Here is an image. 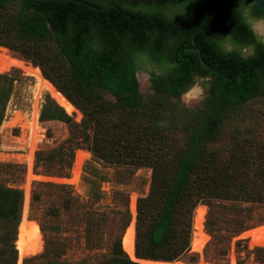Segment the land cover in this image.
Segmentation results:
<instances>
[{
  "label": "trees",
  "instance_id": "trees-1",
  "mask_svg": "<svg viewBox=\"0 0 264 264\" xmlns=\"http://www.w3.org/2000/svg\"><path fill=\"white\" fill-rule=\"evenodd\" d=\"M83 1L96 7L114 3ZM115 4L118 9L95 10L76 1L0 0V45L39 66L83 113L82 121L74 123L60 105L49 99L42 119L70 124L72 133L82 135L92 155L105 162L152 169L149 192L139 197L136 205V256L165 261L188 256L194 261L190 242L197 204L214 199L264 203V143L252 145L251 140L238 138L225 155L209 146L218 136L225 113L264 88V42L247 21L248 15L264 13L252 0H122ZM167 10L176 14L170 16ZM177 26L184 30L179 43L170 41L169 52L176 68L169 84L181 85L170 91L161 79L162 35ZM227 40L236 49L231 54L222 51ZM243 45H250L254 55L242 59L237 51ZM194 63L202 67V74L218 75L212 91L215 99L207 98L203 108L190 117L192 125L184 128L189 133L177 145L172 168H167L164 142L160 140L166 130L161 123L162 105L141 95L135 73L150 67L156 96L179 97L192 83L182 80L186 70L192 73ZM12 84L9 74H0V124ZM101 90L110 91L116 101L105 100ZM40 133L38 123L37 142ZM22 199L20 189L0 186V222L12 225H0L4 244L0 264L16 263L11 230ZM88 243L95 245L91 238ZM62 251L59 243L48 245L43 256ZM28 264L88 262L33 258ZM102 264L141 263L129 258L118 236Z\"/></svg>",
  "mask_w": 264,
  "mask_h": 264
},
{
  "label": "rangeland",
  "instance_id": "rangeland-1",
  "mask_svg": "<svg viewBox=\"0 0 264 264\" xmlns=\"http://www.w3.org/2000/svg\"><path fill=\"white\" fill-rule=\"evenodd\" d=\"M256 24L264 25V19ZM255 29L264 39V27ZM0 47L4 48L6 55L20 60L25 66H34L15 51ZM8 63V60L0 59V67ZM35 67L46 78L40 67ZM3 73L10 75L13 84L0 124V186L20 189L23 199L24 192H28L19 264H28L33 258L34 261L73 263L84 260L88 264H102L110 254L112 241L118 236L121 239L130 222L135 228L137 200L149 192L152 169L108 163L95 157L86 148L82 135L72 133L70 124L57 119H42V110L48 100L58 103L49 91H36L32 75L19 64L0 71ZM137 80L141 95L145 99H156L162 105L164 120L161 123L166 130L160 140L164 142V160L170 164L167 168H172L177 145L182 144L189 133L184 128L192 125L190 117L203 108L207 96L203 97V92L196 93L198 81L191 86L195 89L193 92L189 88L179 97L161 98L150 86L147 74L138 73ZM54 87L61 91L55 84ZM101 91L105 100L116 101L110 91ZM69 101L76 109L67 114L74 123H80L83 113ZM33 116L36 122L30 142L29 122ZM38 123L41 133L37 142ZM88 131L92 132L91 129ZM238 138L251 140L252 145L264 143V88L255 97L234 104L225 113L219 123L218 136L209 142V146L219 155H225ZM78 153H83V158L79 161L75 179L73 170ZM28 159L31 160L30 167ZM198 205L205 209L201 224L205 239L199 251L190 248V252L196 255L195 260L189 261L185 256L179 259L181 264H264V244L250 245V236L259 235L247 233L264 225V203L214 199ZM22 207L23 204L11 230L14 237L11 241L17 250ZM0 225L12 226L2 222ZM88 238L94 240L95 245L90 246ZM132 239L135 250L134 232ZM58 243L63 249L59 255L49 252L43 256L45 246ZM2 246L0 239V248ZM260 248L263 250L259 251ZM17 258L16 254V263Z\"/></svg>",
  "mask_w": 264,
  "mask_h": 264
},
{
  "label": "bare ground",
  "instance_id": "bare-ground-1",
  "mask_svg": "<svg viewBox=\"0 0 264 264\" xmlns=\"http://www.w3.org/2000/svg\"><path fill=\"white\" fill-rule=\"evenodd\" d=\"M262 24V23H260ZM260 24H256L255 27H257L258 29L262 26L264 27V25H260ZM7 52V51H6ZM0 59L3 60H8L9 63L6 65H3L0 67V71H2L3 69L8 68L10 65H15V64H19L20 66H22V68L28 72L30 75H32L35 79V88L36 91L38 90H47L49 91L50 95L55 99V101L62 106V108H64V110L66 111V113H71L73 112L76 108L75 106L63 95L60 94V92H58L49 82L47 79H45L41 74H40V70L38 67L35 66H25V64H23V62H21L18 59L12 58L8 55L5 54L4 48L0 47ZM195 89H192L191 92H193ZM37 91V92H38ZM17 118V117H16ZM35 122H36V118L33 116L30 119L29 122V135H30V142H32V135H33V128L35 126ZM32 145V144H31ZM30 145V146H31ZM29 156H31V148L29 150ZM30 158V157H29ZM83 158V153H78L76 156V162H75V166H74V170H73V176L74 178L77 177V173H78V164L79 161ZM31 165V160L28 159V167H30ZM79 176V174H78ZM72 179V178H71ZM76 179V178H75ZM29 191V190H28ZM27 201H28V192L27 190L24 192V199H23V207H22V218H21V224H20V231H19V238H18V260L16 264H19L20 262V257H21V249L23 246V239H24V223H25V216L27 213ZM131 207L133 208V201L131 202ZM204 207L202 205H198L195 208V213H194V222H193V234H192V239H191V243H190V248L191 250H195V251H199L201 249V242L205 239V233L203 232V230L201 229V224H202V220H203V215H204ZM134 211V210H133ZM128 230V234L124 237L123 242H124V247L126 252H128L131 256L132 252H133V248H132V238H133V223L130 222V224L127 227ZM18 233V232H17ZM247 233H257L259 236L258 237H253L250 236V245H263L264 244V225L260 226V227H255L251 230H249ZM143 264H170L168 262H161L159 260H155L153 259L151 260H142L141 261ZM202 262V261H201ZM172 264H181V262L179 260H174L172 262ZM202 264V263H201Z\"/></svg>",
  "mask_w": 264,
  "mask_h": 264
},
{
  "label": "flooded vegetation",
  "instance_id": "flooded-vegetation-1",
  "mask_svg": "<svg viewBox=\"0 0 264 264\" xmlns=\"http://www.w3.org/2000/svg\"><path fill=\"white\" fill-rule=\"evenodd\" d=\"M118 2H122V0H114V3H110V4H115V3H118ZM109 4V5H110ZM117 5V4H115ZM178 12V11H177ZM166 14L170 15V16H174L176 13L174 12H171L170 10H167V12L165 11ZM245 14H247V12H245ZM264 19V16H252V15H248L247 17V21L251 24V28L257 33V35H259L261 37V35L256 31L255 29V24L256 22L260 21ZM255 22V23H253ZM149 29L152 30V27L151 26H147ZM176 29H173V28H169L166 33H163L162 35V39H163V45H162V50H163V54H164V61H163V71H162V78L164 80V87L165 88H168L169 87V90L172 91L173 89L175 88H179V85H181L180 83L179 84H175V86L173 85H170L169 82L171 80V77L174 75V72H175V61L172 59V55L173 54H170V41L172 39H176L175 43H179L180 42V39L182 38L183 36V30H184V27L183 26H177L175 27ZM167 29V26H164V31ZM221 29V28H220ZM217 30V31H214L212 34H213V37L212 38H215V35L218 34V32L220 31ZM197 33V32H195ZM194 35L191 36V39ZM261 40L264 42V39L261 37ZM174 41V40H173ZM226 42H230L229 40L223 42V45L226 43ZM230 44L234 47V44L230 42ZM236 46V45H235ZM242 47H250V45H243L241 46ZM194 67H193V71L191 74L188 73V70L185 71V74H184V79L182 80L183 83L185 82H188L189 80H192V83L186 88L184 89L181 93L183 94L184 92H186L189 88H191V86H193V84L198 81V87H197V90H196V93L197 94H200L201 92H203V97L207 96V98L209 99H212L214 100L215 99V95L212 93L213 91V87L216 85V80H217V76L216 74H202L201 71H202V67L196 65L197 63H194ZM144 73V74H147V79H148V82L150 84L151 87H153V84H152V81H150L151 79V74H150V67H148L146 70H137V72L135 73L136 75V78H137V74L138 73ZM138 82V80H137ZM204 84H207L206 87L204 86ZM172 86L174 88H172ZM138 88H139V82H138ZM192 89V88H191ZM190 89V90H191ZM156 90V89H155ZM140 92V91H139ZM179 95V96H180ZM176 97V96H175Z\"/></svg>",
  "mask_w": 264,
  "mask_h": 264
},
{
  "label": "water",
  "instance_id": "water-1",
  "mask_svg": "<svg viewBox=\"0 0 264 264\" xmlns=\"http://www.w3.org/2000/svg\"><path fill=\"white\" fill-rule=\"evenodd\" d=\"M55 1H76V2H80V3H83V4H86L89 8H91V9H95V10H106V9H108V8H110V7H113V8H115V9H118V6L117 5H115V4H110V5H107V6H104V7H96V6H94V5H92V4H90V3H87V2H85V1H83V0H55ZM261 10H262V12L264 13V0H252ZM221 5H222V3H221ZM46 79V78H45ZM48 80V79H47ZM48 82L54 87V84L52 83V82H50L49 80H48ZM58 92H60L61 94H63L61 91H59L56 87H54ZM64 95V94H63ZM65 96V95H64ZM54 99V98H53ZM59 105V104H58ZM62 107V106H61ZM64 109V108H63ZM65 111V110H64ZM66 112V111H65ZM128 230L129 229H125L124 230V232H123V234H122V236H121V239H120V243H121V247H122V249L126 252V250H125V247H124V242H123V239H124V237L128 234ZM133 232L135 233V228H134V226H133ZM132 248H133V252H132V254H131V256H130V254L128 253V252H126L127 253V255L129 256V258L130 259H132V260H134V261H137V262H139V263H142L141 261L142 260H153V259H146V258H139V257H137L136 256V254H135V250H134V244L132 243ZM16 250H17V248H16ZM19 253H18V250H17V257L19 256L18 255ZM17 260H18V258H17ZM159 261H161V262H168V263H170V264H172V262L173 261H165V260H159ZM143 264V263H142Z\"/></svg>",
  "mask_w": 264,
  "mask_h": 264
},
{
  "label": "clouds",
  "instance_id": "clouds-1",
  "mask_svg": "<svg viewBox=\"0 0 264 264\" xmlns=\"http://www.w3.org/2000/svg\"><path fill=\"white\" fill-rule=\"evenodd\" d=\"M234 50V47L230 44V42H226L222 48V51L226 54H231ZM237 54L242 59H248L250 56L254 55V50L250 47H242L237 51Z\"/></svg>",
  "mask_w": 264,
  "mask_h": 264
}]
</instances>
